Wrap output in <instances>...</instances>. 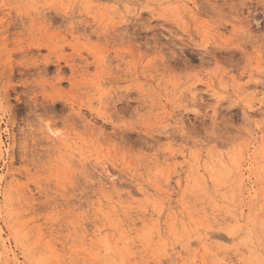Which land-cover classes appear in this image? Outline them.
Returning a JSON list of instances; mask_svg holds the SVG:
<instances>
[{"label":"rangeland","instance_id":"374dc122","mask_svg":"<svg viewBox=\"0 0 264 264\" xmlns=\"http://www.w3.org/2000/svg\"><path fill=\"white\" fill-rule=\"evenodd\" d=\"M0 139V264H264V0H0Z\"/></svg>","mask_w":264,"mask_h":264},{"label":"bare ground","instance_id":"6f19581e","mask_svg":"<svg viewBox=\"0 0 264 264\" xmlns=\"http://www.w3.org/2000/svg\"><path fill=\"white\" fill-rule=\"evenodd\" d=\"M51 134L53 135L51 138H54L57 134L55 132H51ZM1 140V139H0ZM1 143V142H0ZM2 145V143H1ZM110 178V177H109ZM4 180V177L1 179V182ZM128 240V239H127ZM116 249V248H115ZM104 251V250H103ZM118 251V250H117ZM99 255V254H98ZM131 260V259H130Z\"/></svg>","mask_w":264,"mask_h":264},{"label":"snow or ice","instance_id":"6c2138e0","mask_svg":"<svg viewBox=\"0 0 264 264\" xmlns=\"http://www.w3.org/2000/svg\"><path fill=\"white\" fill-rule=\"evenodd\" d=\"M71 7V6H70Z\"/></svg>","mask_w":264,"mask_h":264}]
</instances>
